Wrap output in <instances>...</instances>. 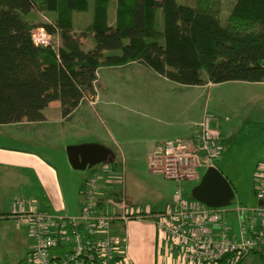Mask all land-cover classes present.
Segmentation results:
<instances>
[{
	"label": "trees",
	"instance_id": "1",
	"mask_svg": "<svg viewBox=\"0 0 264 264\" xmlns=\"http://www.w3.org/2000/svg\"><path fill=\"white\" fill-rule=\"evenodd\" d=\"M109 3L0 0V125L43 121V109L54 100L62 118L70 119L95 95L103 66L138 63L188 86L264 82V0H235L223 25L217 0H114L112 21ZM89 9L91 18L76 30L74 12ZM37 12L53 14L52 23L42 27L59 32L56 47L32 43L30 33L38 25L28 17ZM87 37L93 44L84 49ZM257 253L264 257L261 250L246 256ZM246 256L236 264H245Z\"/></svg>",
	"mask_w": 264,
	"mask_h": 264
},
{
	"label": "rangeland",
	"instance_id": "2",
	"mask_svg": "<svg viewBox=\"0 0 264 264\" xmlns=\"http://www.w3.org/2000/svg\"><path fill=\"white\" fill-rule=\"evenodd\" d=\"M234 1L217 0L222 25L225 24ZM108 17L110 21L114 18V0H110ZM28 18L38 25L33 27L35 29L42 27L44 23L50 25L53 14L37 12L31 13ZM90 18V9L74 12L75 29L79 30ZM58 43L59 32L54 31L52 45L56 46ZM92 44L90 37L82 40L84 49L90 48ZM231 85L180 86L141 64L103 66L97 71L93 101L85 102L90 97L85 98L74 109L70 119L61 124L48 122L41 125H20L17 128L0 126V144H10L6 135L9 131L16 135L22 134V137L25 131L26 134L30 133L33 138H28V145L24 144L23 139L15 144L22 146L20 148L36 150L41 156L51 160L59 171L62 170L64 185L67 189H75L78 202L81 198L80 188L86 179L95 175L97 185L100 186L105 181V171L115 166L114 182L117 183L116 187H121L119 175L123 172L124 190L131 206L140 211H157L170 201L178 184L149 168L148 155L153 147V138L150 137H157L155 142L161 143L167 138L185 136L184 129H171L159 137L156 131L159 126L165 127L172 120L182 119L186 122L207 114L212 118V124L219 127L221 134L214 164L233 188L234 198L229 208L236 203L252 208L258 203L254 189L258 176L257 167L264 158V93L256 90L238 95ZM58 105L60 103L57 100L50 102L47 109L50 120L61 113ZM184 107H190V111L182 115ZM81 144L106 147L110 151L112 163L100 162L95 165L96 170L93 167L73 169L68 162L66 148ZM200 172L202 175L204 170ZM197 183L198 181L181 183L182 193L188 201L194 200L191 190ZM33 190H36L35 187ZM100 191L104 192L103 189ZM101 211L106 212L103 207ZM225 219L237 234L236 213L226 212ZM115 234L119 236L120 232L115 230ZM0 240V264H11L20 256V248L14 239ZM67 249L68 247L54 249L51 254L64 256Z\"/></svg>",
	"mask_w": 264,
	"mask_h": 264
},
{
	"label": "built area",
	"instance_id": "3",
	"mask_svg": "<svg viewBox=\"0 0 264 264\" xmlns=\"http://www.w3.org/2000/svg\"><path fill=\"white\" fill-rule=\"evenodd\" d=\"M35 46H52V33L44 27L31 30ZM57 46V45H56ZM54 46V47H56ZM195 131L186 137H175L156 143L148 155L153 172L175 181L170 201L159 211H140L128 202L121 187L109 199L110 212L101 211L96 192L97 177L86 179L80 188L79 211L76 215H57L15 201L11 214L17 223L27 221L30 232V255L33 264H121L119 242L110 233L115 221L152 219L157 229L186 264H236L251 251H264V204L248 208L236 203L233 207H209L197 200L188 201L183 193V181H199L200 170L215 166L214 158L220 130L212 118L204 114L195 124ZM255 195L264 202V158L257 167ZM117 184V183H116ZM231 204V203H230ZM235 212L238 233L225 219L226 212ZM68 247L64 256L51 254L54 249Z\"/></svg>",
	"mask_w": 264,
	"mask_h": 264
},
{
	"label": "crops",
	"instance_id": "4",
	"mask_svg": "<svg viewBox=\"0 0 264 264\" xmlns=\"http://www.w3.org/2000/svg\"><path fill=\"white\" fill-rule=\"evenodd\" d=\"M134 64L138 63H130L125 66ZM218 84H232L231 87L234 88L238 95L241 92L246 93L256 90L264 93V82L227 81ZM204 85L210 86L214 84L206 83ZM194 86L197 85L190 87ZM93 99L94 96L85 102L91 103ZM49 104L50 102L43 109L45 116L43 121H25L0 126L13 128L16 126L17 128L20 125H41L48 122L55 124L63 123L65 119L62 118L60 112L53 120L49 119L50 117L47 112V109L50 107ZM58 106L60 107V105ZM181 111L182 115H185L190 111V107H184ZM201 117L202 115L195 118V120H188L186 122L182 121V119L179 121L177 119L172 120L165 127L159 126L156 133L159 137L162 133L164 134L168 131L170 132L171 129L178 128L184 129L185 136L181 137L189 136L195 131V124L199 122ZM13 133H10V131L6 133L10 141V144H7L8 146L0 144V238L14 239L18 248H20V256L11 264H33L30 255L31 239L29 225L27 221L17 223L15 217L11 214L12 203L22 200L26 207H32L36 210L57 215H76L79 211V202L76 199L75 189L66 188L62 179V170L59 171L51 160L41 156L36 150L20 148L22 146L15 144L17 142L20 143L23 139L25 140L24 144L28 145V138H33V136L30 133L26 134L27 131H25L23 137L21 136L22 134L16 135V133ZM150 139H152V147L156 144L157 137H150ZM108 161L112 163V160ZM91 167H93V170L97 169L95 165ZM115 175L116 168L112 166L110 170L105 171L104 185H96L100 207H103L107 213L111 211L108 199L114 198L112 196H116L117 194V187L114 182ZM33 187L36 190H33ZM100 189H103L104 192L100 191ZM112 191L115 192V195H113ZM164 206L159 210H162ZM115 230L120 232L119 236L115 234ZM110 233L118 239L121 257L123 258L121 264H186L182 261L180 254L175 249H172L165 235L157 229L151 220H130L125 223L115 221L110 228ZM121 233L122 237H120ZM0 243H2L1 240ZM255 255H247L243 263L258 264L256 262L259 259L258 257L264 258L259 256L258 253V257H255Z\"/></svg>",
	"mask_w": 264,
	"mask_h": 264
},
{
	"label": "water",
	"instance_id": "5",
	"mask_svg": "<svg viewBox=\"0 0 264 264\" xmlns=\"http://www.w3.org/2000/svg\"><path fill=\"white\" fill-rule=\"evenodd\" d=\"M66 154L70 166L77 170L112 160L110 151L99 144L70 145L66 148ZM191 196L209 207H223L232 202L234 191L216 166H209L192 188ZM258 204L264 202L258 201Z\"/></svg>",
	"mask_w": 264,
	"mask_h": 264
}]
</instances>
